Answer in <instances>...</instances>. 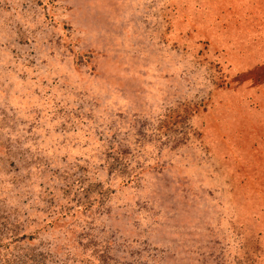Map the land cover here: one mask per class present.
Returning <instances> with one entry per match:
<instances>
[{"label":"rangeland","instance_id":"rangeland-1","mask_svg":"<svg viewBox=\"0 0 264 264\" xmlns=\"http://www.w3.org/2000/svg\"><path fill=\"white\" fill-rule=\"evenodd\" d=\"M35 263L264 264V0H0V264Z\"/></svg>","mask_w":264,"mask_h":264},{"label":"trees","instance_id":"trees-1","mask_svg":"<svg viewBox=\"0 0 264 264\" xmlns=\"http://www.w3.org/2000/svg\"><path fill=\"white\" fill-rule=\"evenodd\" d=\"M30 260H32V262H33L34 258L30 257ZM35 264H38V263H35Z\"/></svg>","mask_w":264,"mask_h":264}]
</instances>
